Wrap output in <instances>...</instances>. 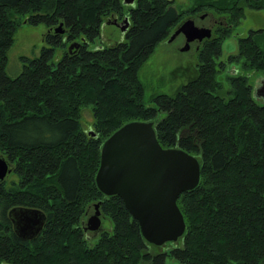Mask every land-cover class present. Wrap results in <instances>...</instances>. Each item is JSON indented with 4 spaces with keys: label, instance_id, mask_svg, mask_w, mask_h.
Wrapping results in <instances>:
<instances>
[{
    "label": "trees",
    "instance_id": "1",
    "mask_svg": "<svg viewBox=\"0 0 264 264\" xmlns=\"http://www.w3.org/2000/svg\"><path fill=\"white\" fill-rule=\"evenodd\" d=\"M244 6L264 13V0H0V155L14 175L0 179V264H264V99L247 76L264 71V27L237 36L235 52L216 60ZM204 10L223 22L198 43L188 77L145 104L138 67L183 15ZM125 13L122 38L102 43V22ZM23 22L49 30L10 76L6 50ZM226 62L241 72L222 75ZM131 119L151 120L161 146L198 161L196 184L175 200L184 229L174 240L146 241L120 198L95 185L101 141ZM94 202L107 224L89 237ZM14 206L43 212L34 235L14 232Z\"/></svg>",
    "mask_w": 264,
    "mask_h": 264
},
{
    "label": "water",
    "instance_id": "2",
    "mask_svg": "<svg viewBox=\"0 0 264 264\" xmlns=\"http://www.w3.org/2000/svg\"><path fill=\"white\" fill-rule=\"evenodd\" d=\"M120 1L132 5L135 0ZM207 16L209 20L205 23L203 14L185 18L167 40L181 31L186 40L180 50L187 49L190 39L208 35L214 22H223L220 16L214 18L210 12ZM107 22L116 25L121 34L129 24L126 14L119 20L111 18ZM53 30L62 31L61 24L58 23ZM74 43L68 44V48ZM254 97L264 99V80L255 88ZM8 171L7 160L0 156V179ZM198 176L199 164L193 154L177 146H161L151 120L131 119L101 141L94 182L102 193L116 194L120 198L146 241L160 244L182 234L184 221L175 200L181 191L196 184ZM92 207L83 227L96 231L100 227L97 202ZM8 215L14 232L22 238L34 235L44 218L41 210L24 206L11 207Z\"/></svg>",
    "mask_w": 264,
    "mask_h": 264
},
{
    "label": "rangeland",
    "instance_id": "3",
    "mask_svg": "<svg viewBox=\"0 0 264 264\" xmlns=\"http://www.w3.org/2000/svg\"><path fill=\"white\" fill-rule=\"evenodd\" d=\"M172 4L181 7H185L189 4V0H172ZM207 13V14H205ZM202 20L205 23L209 20L208 11L202 12ZM187 18V15L182 16L181 22ZM214 18H216L214 16ZM108 19H106L107 21ZM102 22L100 25V38L102 43H111L122 38L118 27L110 22ZM264 27V13L260 9H252L243 7V16L238 20L237 24L233 27L230 34L225 36L221 40L220 54L216 60H224L226 55L235 52L237 36H243L250 28ZM49 28L41 22L36 24L21 23L17 25L12 35V42L6 50V59L4 64V71L12 76L16 74L21 67L20 55L32 56L38 53L40 46L42 45V34ZM173 32V28L167 33V35L157 41L154 45L151 53L141 63L137 69V77L142 84V100L145 104H152L151 97L156 93H171L175 87L183 82L188 74H184L183 68L190 67L193 62V55L195 41L191 39L189 47L185 50H178L176 45H179V49L182 46V37L177 35L173 40L167 41L166 37ZM189 70V69H188ZM241 72L236 63L226 62L223 69V74ZM219 75V76H222ZM248 81L251 84V94L254 96V90L261 83V76L264 78V71L248 72ZM260 98V97H257ZM262 99V98H260ZM91 119L90 111L88 108L81 110L80 122L83 127L90 130L88 125ZM2 156V155H0ZM8 167H10L9 162ZM12 172H7L5 175L6 180L13 179ZM93 211V207L90 206L87 215ZM107 221L100 216V225H106ZM85 233L91 237L93 232L91 230H85ZM167 264H184L179 263L175 259L166 258Z\"/></svg>",
    "mask_w": 264,
    "mask_h": 264
},
{
    "label": "flooded vegetation",
    "instance_id": "4",
    "mask_svg": "<svg viewBox=\"0 0 264 264\" xmlns=\"http://www.w3.org/2000/svg\"><path fill=\"white\" fill-rule=\"evenodd\" d=\"M202 12H204V11H201V12H196V13H192V14H188L187 15V17H192V16H196L197 14H202ZM126 15H127V17H128V20H130L129 19V15L127 14V13H125ZM214 15V14H213ZM215 17H217L216 15H214ZM122 17V16H121ZM120 17V18H121ZM112 18H116L117 20H119L120 18H118V17H112ZM109 20V19H108ZM181 20L182 19H180L179 20V22L176 24V25H174L173 26V30L181 23ZM217 23H219V22H214L213 24H217ZM213 24H212V26H211V28H210V31L209 32H211V29L213 28ZM129 25V24H128ZM128 27V26H127ZM124 33V32H123ZM177 35H181V37H182V43H181V45H183L184 44V41L186 40V37L182 34V32L181 31H178L170 40H167V37H166V40L167 41H171V40H173ZM205 36H207V35H205ZM204 35H202L201 37H193V40L195 41V46H194V50H195V48L196 47H198V43L205 37ZM191 40V39H190ZM189 40V41H190ZM188 47H189V42H188ZM176 48L178 49V50H180L179 49V45H176ZM262 80H264V79H262Z\"/></svg>",
    "mask_w": 264,
    "mask_h": 264
},
{
    "label": "bare ground",
    "instance_id": "5",
    "mask_svg": "<svg viewBox=\"0 0 264 264\" xmlns=\"http://www.w3.org/2000/svg\"><path fill=\"white\" fill-rule=\"evenodd\" d=\"M128 28V27H127ZM124 34V33H123ZM167 241V240H166Z\"/></svg>",
    "mask_w": 264,
    "mask_h": 264
}]
</instances>
